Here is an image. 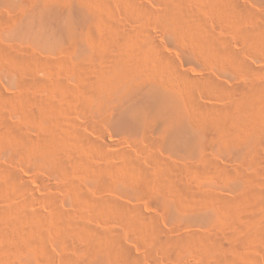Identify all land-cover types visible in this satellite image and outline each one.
Here are the masks:
<instances>
[{
    "label": "rangeland",
    "instance_id": "1",
    "mask_svg": "<svg viewBox=\"0 0 264 264\" xmlns=\"http://www.w3.org/2000/svg\"><path fill=\"white\" fill-rule=\"evenodd\" d=\"M108 1L109 4H107ZM128 2L132 7H130V4H128ZM132 2L134 3L132 4ZM167 2L168 0H0V253L2 254L0 255V264H87L85 258L86 248H84L86 246V239L88 237H98L101 232H104L101 233V235L107 237V239L109 240L108 241L106 239L107 243L109 242L112 244V241H114V243L118 241L119 245L121 243V247L123 246L122 248L126 247L128 249L134 259V262L131 264H217L221 258L224 259V256H226V259L231 260L238 255H242L240 256V260L238 259L237 261V263L239 264H247L248 262V264H264V112H262V110L264 111V109L261 110L262 106L259 105V101L255 100V103L251 102L253 104H251L252 113L251 110L249 111L248 109L246 113L242 114L243 116L238 115L239 118L236 114H232L236 118H231L233 119V124L230 119L231 123L229 122V129L231 131L232 128V131L229 134L230 137L226 136L229 138H225L224 141L227 143V145L230 143V145H228L229 147L227 145L224 146V142L223 144L222 142H217L213 139L212 141L210 140L206 143L204 149H202L200 139L197 140V136L200 135L202 131L201 129L189 126L186 112V107L188 106L189 102L190 104L193 103V106H196L194 100L199 101V104L197 103V106L199 105L203 107L205 104V109L209 108V110L210 108L213 109L219 107L218 105L222 106V104L219 103L228 105L229 92H231L237 84H250V80L255 77L254 71H251H256V68L258 69L260 67H263V72H260L259 76L261 75L264 77V54L262 55V53H264V42L263 46L261 45V48L259 47L258 49V47H256L255 45L251 46V44H253L252 42H250V45H248L249 43L247 44V42L245 43L246 40L244 39V36H242V32H244L246 29L254 28L257 31L258 29L260 31L264 30V0H184V11L189 12H186V18H189L187 19L190 24V29L185 32H180L178 28H176V26L174 27L170 22L162 19V12L165 9V6L168 4ZM92 4L96 5L94 6ZM135 4L139 6L141 5V7L143 6L144 12L142 11V13L144 14H142V17L141 14H136L135 12H133V5ZM90 5L92 8L95 7V10L93 9L95 11V15L98 14V18L92 15L91 17H89L92 21L93 27L95 28V30H97L95 31L93 28L94 37L92 36V38L88 41V43L91 44H88V55H85V53L77 51L68 41L67 33L70 29V22H72L73 24L75 23V25H77V29L79 30L78 25L83 18L82 12L87 9L86 6L89 7ZM107 5H109V7ZM96 6L98 8H96ZM238 7L239 9H241L240 7H242V9L244 10L246 9V11H248L247 16L245 13H241L240 15V12L238 10L235 11V8L238 9ZM103 9L104 11L106 10L105 13H103ZM237 11L239 15L237 14ZM196 12H198V14ZM135 14L136 16H134ZM242 15L243 17H241ZM229 19L233 21H230ZM235 21L236 24L234 23ZM229 22H231L232 24H227ZM22 24L28 25L32 33H36L39 28H42L50 38V43L41 45L16 37L13 30L17 29ZM167 24L170 27L167 26ZM108 25H111L109 27H112L115 30L117 29L121 30L122 32L124 31L128 37H131V39H133V41L131 40V43L134 44L132 46L133 48L135 47L137 49V47H140L139 50L132 55L134 56L132 58L134 62H137L139 61V59H141L140 57L142 55L140 53L142 52H144L143 55L148 56H146L147 59H144L146 61L144 62L145 65L142 64V66L137 67V64H135L134 62L130 63L131 65L135 64L133 68L136 67L135 69L139 72V75L141 74L142 76L140 75L138 77L137 73L135 75L132 70L131 73V71H128L129 69H127V66H125L127 70H124L125 68L123 66L126 65V63H124L126 60V57L124 55L125 51H123L124 49L119 43L113 41L112 34L114 29H112V32L110 34L111 29L107 31ZM139 25L141 29L139 28ZM259 25L261 26L262 30L260 27L257 28ZM252 26L254 27L251 28ZM255 26L257 27L255 28ZM243 28H245V30H243ZM94 32L96 33V35H98V37ZM146 34L149 35L151 40H153L152 44L146 43L144 45V43H142L143 40H145L144 38ZM199 36L201 38L204 37L203 39L214 37L219 44L222 42L220 47H223L225 49V52L229 50V54L228 52H226V57H221L225 60L221 59L219 57L220 55H218L217 53H212L213 51L206 52V47L200 41V39H198L200 38ZM262 41L263 39L261 40V42ZM121 52L124 53L123 56H121ZM233 52L237 53L241 57L240 61H234V59L232 58ZM16 55H21L23 57H26L27 61L29 60L27 62L28 64L25 67L26 69L18 68L14 57ZM117 56H119L120 60H118L119 58H117ZM136 56L138 57V59L136 58ZM169 56L173 57L177 61L179 60V62L182 63L183 67L181 71L174 70V73H170L168 74V76H166V78L172 76V80H174V78L176 79L173 81L172 86H169L168 84H165L163 86H168L164 88V90L171 99L172 111L178 116L182 117L183 120H185L184 127L185 132L187 133H184V139H182V141L179 143H176V139L166 136L164 137L162 135L160 131L159 121H152L153 123H151V125H149L150 123L145 124V117L149 112H151V108L149 103L150 85L148 81L143 78V76L147 75L146 73L148 72V75L150 76L155 69L160 68L159 65H161V67H170L167 66L168 64L164 65L166 64L164 59ZM116 58L117 60H115ZM156 59L158 60L156 61ZM229 59H231V61ZM226 60L227 62H225ZM115 62H118L116 63L117 65H115ZM225 63H228L229 65H225ZM110 64L112 65V67ZM141 67H143L144 69ZM127 71L131 74H127ZM105 72H108L107 76L111 77V85L113 87V91L110 94H113V96L110 94L107 97L105 96L107 94L103 95L104 98L101 96H94L93 98L95 100L89 98V100L92 99L91 103L89 100H87L89 96L86 97V95V99L85 97L83 99L82 97L84 96V93L81 89L89 83L96 84L99 83V81L101 83L102 79H104L107 74ZM132 74H134V77L132 76ZM207 74L209 75V77H205L208 76ZM126 75H128L130 78L128 79V76ZM194 76L196 80L198 78L201 81V84L203 83L201 85L200 81L198 82L197 80V82L201 86H199L198 83L191 85L186 84V81H188L189 78L191 79L192 77L194 80ZM184 78L187 80H185ZM205 78H207V80L204 81ZM210 79H213L216 85L213 83V80L211 82ZM238 79H240L241 81ZM176 81H181L183 85L181 82L177 83ZM207 81H210V84ZM216 81H218L219 85H223V90H221L224 92L223 95L221 94V91V93L219 92L218 95L216 94L218 93L216 90H218L219 87L222 89L221 85L219 86ZM37 82H39V84ZM114 83H117L118 85L116 84L115 86ZM121 83L123 84L121 85ZM211 83H213V85ZM57 85H59V88L57 87ZM210 85L211 87L215 86L212 87V89H214L216 93L212 89L208 90V88H211ZM189 86L192 87L189 88ZM77 87L81 91H78ZM173 87L176 89L174 90ZM224 89L226 91H224ZM206 91L209 92L208 95ZM114 92L116 95L114 94ZM210 92H213L215 95H212V93L210 95ZM80 95H82V97ZM188 98L190 99L188 100ZM226 100L228 103L226 102ZM84 102L85 104H88V106H86ZM49 104H51L52 106H49ZM256 104H258L260 108ZM84 105L86 106V108ZM48 106L49 108H46L45 110V107ZM61 106L63 108H61ZM51 108H53V113L51 112L52 114L49 113V115H53V118H51L52 122L50 121V125L52 126L53 124V130L55 127V129L58 128L55 131H58L57 133L59 134L65 132L66 130V132H69L71 134V136L69 134L71 138L68 136V141L69 143H71V149H69V151H71L69 155L65 156V158L63 157V161L67 158L66 161H62L64 165L61 164V162L56 171H52L50 164H48L47 162H42L43 160H40L35 156L24 154V150L20 146L24 143V141H26V139L31 140L33 138L31 141L36 143L39 141L42 142L44 140L43 137L45 138V136H47L49 128L48 125H46V123L44 122V117H42L43 115L41 114H46L47 111L49 112L51 110ZM257 108H259V111ZM247 112L249 113V115L247 114ZM211 116L212 115L209 113L208 117L210 121ZM241 117H243L244 119ZM259 122L260 124H258ZM51 126H49L50 129ZM64 126L65 128H63ZM100 126L101 128H99ZM143 130L144 133L146 132V136L143 134ZM147 131H150L151 133L148 132V135ZM233 133H236V137L240 134L237 138L241 139L234 138ZM147 137H149L150 140ZM155 138L156 142H158L159 144L156 142V144L154 143ZM230 138L234 143H232ZM71 139L74 140L72 141ZM101 139H103V141L105 142L101 143ZM239 140L241 142H239ZM253 140L263 145L262 146L260 144L259 149H261V153H257V159L255 158V155H252L250 157L247 155V150L254 142ZM149 141H152L154 144ZM189 141L190 143L188 144ZM92 142H94L93 144L95 145H93ZM97 142L101 144H98ZM17 147L18 149L21 148L23 152L17 150ZM222 149L225 151H223ZM16 150L18 152H16ZM8 152L10 155L8 154ZM185 153H187L189 156ZM15 154H17L18 157ZM151 154L154 157L157 156L158 158L154 159L153 157L152 160ZM253 156V159L255 161L252 159ZM82 158L83 160H81ZM168 158L171 159V161ZM245 158L248 160H246ZM250 159L253 161H251ZM206 162H208L209 164H207ZM124 163H126V166ZM167 163H169L170 165ZM215 163L218 167H220V171H218V167L214 165ZM194 164L197 167H195ZM156 165H161V167L165 168L164 170H168V176H170L168 180L162 185L160 183H156L155 185L158 184V186H153V188L155 187L156 191L152 189L153 192L150 193V197H144L139 194L140 192L138 191L137 187H135V181L137 182L138 177H140L137 176L139 175V173L137 172L139 171V169H142L145 172L149 171V174L151 175V173H153L152 170L157 167ZM144 166L147 170L144 169ZM198 167L201 169L203 168V171H201L203 173L198 172ZM224 167H226L225 170L223 169ZM213 168H215L216 170ZM97 169H99V171ZM226 169L228 170L227 172ZM229 169H232V172H230ZM117 170L119 172H117ZM122 170H125V172H122ZM134 170L137 172H135ZM213 170L215 172H213ZM216 171H218V175ZM99 172L100 174H98ZM126 173H128V175ZM129 173H132V175H130ZM146 174L147 173H145V175ZM149 174H147V176ZM99 178H104L108 181L104 184L103 181L100 182L101 179ZM245 181L247 183H245ZM102 182L104 185L102 184ZM247 184L251 186H248ZM252 186L254 188L253 190L256 191L258 195L261 194L260 197L262 201L260 199V204H253L255 205L254 207H252V205H249L248 207L245 206V208L244 206H239L242 197H244L243 195H245L246 192L244 190H247V188L251 189ZM181 187L183 189H180ZM184 187L187 192H185ZM179 190H182L181 193ZM154 191L157 194H160L162 196L164 195L163 197H165L167 200L171 199L168 202L166 210L161 209V207L156 204L154 197H156L157 194H155ZM73 192L75 193V196ZM80 192L82 193V195L85 194L83 195V201H79L78 198H76L77 193ZM189 194L191 195L188 196ZM217 194L218 198H215ZM210 195H212V197ZM198 196H202V198H199ZM174 197H177L176 200ZM188 197H190V200H188ZM221 197H224L225 199H222ZM228 197L229 201L232 200V202H235L233 198L236 197L235 200L237 203L236 206L238 205V210L236 214L237 216L235 217L238 218L235 220L230 219L229 221H227V217L224 216L221 218V220H216V215H218L219 208L217 202L215 203V199L221 198V201L225 202L227 201ZM100 198H102L103 200H100ZM98 199L102 201L100 203H103L104 205L106 204V201L111 204L110 206H108L109 209H111L113 203L119 204V207L121 208L122 205L120 204L125 205L126 208L124 206L123 209L125 208L127 210L128 208V210H130V212L127 211L126 214L133 213V211L131 210H137L139 207L138 211H142L143 213H141L145 214V219L152 216L150 218L157 219L156 223L159 222L157 225H159L158 228H160V231L158 232V234H160L158 235L156 233V237L159 236L162 238H168L169 236L171 240H178L179 237H186L185 235L187 234L190 236L194 234V236H191L192 238H196L200 233H203L207 236L208 234H212L210 238L213 237L214 234L215 238L219 236L216 239H220L219 243H222V246L220 247V245L217 244L220 247L219 249L217 248V245L215 246V248L209 249L207 246H204L200 243L198 244V242L194 240V242L191 241L189 243L183 242L182 245L185 246H182L179 242H177L178 245L174 244V247L168 246L164 248L162 246H156L157 250L154 249L155 253L153 251L152 253L149 249V244H151L153 242V239L156 237L151 233L152 231H149L150 227L141 226V228L139 225L134 223L135 221H132V217H130L134 214H127L126 216L122 212L112 210L113 208L108 211H106V209V212L103 210L95 209V207L97 206L96 200L99 201ZM182 199L183 201H181ZM202 199L205 202L202 201ZM210 199L213 200L211 201ZM189 201L192 207H189ZM196 201L199 206L201 204L200 209ZM178 202L181 204H179ZM193 202L195 203L192 204ZM203 202L205 204H203ZM100 203L97 202V204ZM184 203L188 205H185ZM17 204L19 205L17 206ZM181 205L184 208L186 207L185 210L181 207ZM133 206L136 207L134 208ZM206 206L209 207L207 208ZM250 206L251 209L249 208ZM257 206L258 208H255ZM191 208L193 209V211ZM252 208L254 210H252ZM250 210L252 211V213L254 211V216L257 221L254 219V217L252 218L251 215H248L251 214ZM185 213L187 214L185 215ZM32 215L35 218V227L32 223L34 222ZM119 215H121L122 218L121 216L119 217ZM128 215L130 219H126ZM123 216L126 221L124 220ZM250 217L253 221L249 219ZM12 218L14 219L13 221ZM38 218H40V220ZM121 219L123 220L122 222H120ZM147 219L145 221H147ZM9 221H11L12 223ZM255 221L256 224L259 222L262 223L258 226L260 229L256 227ZM59 222L61 223V225ZM64 222H66L67 225ZM65 225L69 228H66ZM73 227L75 228L74 231H80L85 228L86 230L84 229L83 232L85 231L84 235L86 237L76 235L73 232ZM252 227L254 228L252 229ZM70 228L73 229L71 230ZM39 229H41V232L39 231ZM35 231H38L39 234L36 235L34 233ZM207 231L209 232L206 233ZM212 231H215V233H213ZM247 232H249L250 234ZM8 233L12 234V236L9 237ZM117 233H120V236ZM197 233L199 234L197 235ZM14 234H16L17 237L15 235L16 239L13 240L12 238L14 237ZM95 234L98 236H94ZM183 234L185 235L183 236ZM246 234L248 235L246 236ZM116 235L119 237H115ZM243 235L245 236L244 239ZM151 236H153L154 238L151 239ZM17 238L24 239L25 241L18 240ZM110 238L112 239V241ZM239 238H241V240ZM71 239L72 241L70 242ZM47 240L49 243L47 242ZM33 243L34 245L37 243L39 244H37V246H34ZM146 246L148 248H146ZM171 246H173V244ZM201 246L205 247L206 250ZM80 247H82L83 249ZM246 249L251 250L248 251ZM150 254L152 256H149ZM70 255H72V257ZM246 256H248V258ZM2 257H4V259ZM254 261H256V263ZM95 264L125 263L121 260H113L112 262H109L104 258H101L97 259Z\"/></svg>",
    "mask_w": 264,
    "mask_h": 264
},
{
    "label": "bare ground",
    "instance_id": "2",
    "mask_svg": "<svg viewBox=\"0 0 264 264\" xmlns=\"http://www.w3.org/2000/svg\"><path fill=\"white\" fill-rule=\"evenodd\" d=\"M113 1V0H112ZM133 1V0H132ZM136 1V0H135ZM23 2V1H22ZM93 2V1H92ZM101 2V1H100ZM123 2V1H122ZM131 2V1H130ZM166 2V1H165ZM186 2V1H185ZM218 2V1H217ZM25 3V2H24ZM40 3V2H39ZM44 3V2H43ZM134 2H132V4H133ZM137 3H139V2H137ZM136 3V4H137ZM168 4L165 6V9L163 10V15L162 14H160V15H162V19H164L165 21H167V22H170L174 27L176 26V28H178V30L180 31V32H185V31H188V29H190V24H189V22H188V19L186 18V12H188V11H184V8H185V4H184V0H168V2H167ZM47 4V3H46ZM89 4H90V2H89ZM104 4V3H103ZM107 4H109V1L107 2ZM115 4V3H114ZM126 4H127V2H126ZM128 4H130L129 2H128ZM133 5L134 7H133V12H135L136 14H141V17H142V14H144V13H142V11L144 12V9H143V6L141 7V5L139 6V5ZM233 4V3H232ZM24 5V4H23ZM66 5H67V3H66ZM88 5V4H87ZM92 5H94V4H92ZM96 5V4H95ZM94 5V6H95ZM100 5V4H99ZM164 5V4H163ZM188 5V4H187ZM236 5V4H235ZM25 6V5H24ZM26 6H28V5H26ZM84 6V5H83ZM101 6V5H100ZM99 6V7H100ZM108 7H109V5H107ZM111 6V5H110ZM112 6H114V5H112ZM116 6V5H115ZM145 6V5H144ZM231 6V5H230ZM237 6V5H236ZM130 7H132L131 6V4H130ZM87 8V9H86ZM86 10H84V11H86V12H82V15H83V18L81 19V21L79 22V30L77 29V25H75V23L73 24L72 22H70V24H69V32L67 33V39H68V41L73 45V47L77 50V51H80V52H83V53H85V55H88V44H91V43H88V41L92 38V36L94 37V35H93V24H92V21L90 20V18L89 17H91V15L92 16H96L97 17V15H95V7H91V5L88 7V6H86ZM96 8H98L97 6H96ZM198 8V7H197ZM207 8V7H206ZM237 8V7H236ZM235 8V11L236 10H238L240 13V15H241V13H245L246 14V16H247V14H248V11H246V9L244 10V9H242V7H240L241 9H239V7H238V9H236ZM94 9V10H93ZM101 9V8H100ZM159 9V8H158ZM234 9V8H233ZM107 10H108V8H107ZM113 10V9H112ZM199 10H200V8H199ZM96 11H97V9H96ZM103 11H104V9H103ZM106 11V10H105ZM105 11L103 12V13H105ZM110 11V10H109ZM150 11H151V9H150ZM234 11V10H233ZM238 11H237V14H238ZM101 12V11H100ZM231 12V11H230ZM111 13V12H110ZM189 13V12H188ZM197 14H198V12H196ZM106 14H107V12H106ZM128 14V13H127ZM136 14L134 15V16H136ZM195 14V13H194ZM200 14V13H199ZM203 14V13H202ZM238 14V15H239ZM155 15V14H154ZM205 15V14H204ZM231 15V14H230ZM19 16V15H18ZM102 16V15H101ZM245 16V15H244ZM245 16V17H246ZM100 17V16H99ZM159 17H161V16H159ZM197 17V16H196ZM241 17H243V15L241 16ZM98 18V17H97ZM110 18V17H109ZM1 19V18H0ZM4 19H6V18H4ZM19 19V18H18ZM231 19V18H230ZM229 19V20H230ZM235 19V18H234ZM98 20V19H97ZM97 20H95V21H97ZM102 20V19H101ZM106 20H107V18H106ZM227 20V19H226ZM99 21V20H98ZM201 21V20H200ZM230 21H233V20H230ZM243 21V20H242ZM241 21V22H242ZM6 22V21H5ZM100 22V21H99ZM107 22V21H106ZM167 22H165V23H167ZM202 22V21H201ZM97 23V22H96ZM191 23V22H190ZM194 23H195V21H194ZM231 22H229V23H227V24H230ZM235 24H236V21L234 22ZM103 24V23H102ZM169 24V23H168ZM167 24V26H169ZM226 24V25H227ZM232 24V23H231ZM256 24V23H255ZM141 25V24H140ZM140 25H139V28H140ZM95 26V25H94ZM109 26H111V25H108V27H107V31H109V29H111L110 30V34H111V32H112V29H114V28H110ZM115 26V25H114ZM195 26V25H194ZM197 26V25H196ZM228 26V25H227ZM230 26H232V25H230ZM249 26H251V25H249ZM9 27V26H8ZM103 27V26H102ZM136 27V26H135ZM138 27V26H137ZM143 27V26H142ZM170 27V26H169ZM174 27H172V28H174ZM207 27V26H206ZM240 27V26H239ZM254 26H252L251 28H253ZM257 26H255V28H256ZM261 28V26L259 25L257 28ZM171 28V29H172ZM192 28V27H191ZM196 28V27H195ZM228 28V27H227ZM247 28H249V27H247ZM10 29V28H9ZM120 29V28H119ZM141 29V28H140ZM236 29V28H235ZM264 29V28H263ZM94 30H95V28H94ZM97 30V29H96ZM95 30V31H96ZM147 30V29H146ZM149 30V29H148ZM175 30H177V29H175ZM203 30V29H202ZM242 30V29H241ZM240 30V31H241ZM243 30H245V28H243ZM261 30H262V28H261ZM14 31V35H16V37H19V38H22V39H25V40H28V41H31V42H33V43H37V44H47V43H50V38L48 37V35L45 33V31L42 29V28H39V30L36 32V33H32L31 32V30H30V27L28 26V25H26V24H22V25H20L17 29H14L13 30ZM136 31H137V28H136ZM141 31V30H140ZM193 31V30H192ZM195 31V30H194ZM234 31V30H233ZM239 31V30H238ZM124 32V31H123ZM121 30H115L114 29V31H113V34H112V36H113V41H115V42H117V43H119L122 47H123V51H125V54L123 53V52H121L122 53V55L121 56H123V54L125 55V57H126V60H125V62L124 63H126V65H124L123 67L125 68H123L124 70H127V69H129L128 71H133V73L136 75V73H137V75H138V77L141 75H139V72L135 69L136 67H134L133 68V66L135 65V64H137L136 66L137 67H139V66H142V64H144V62H146L144 59L146 58L147 59V57L145 56V55H143V53L144 52H142V53H140L142 56L140 57L141 59H139V61H135L134 62V60L132 59L134 56H132L134 53H136L138 50H139V48L137 47V49L134 47H132L134 44H132L131 42L133 41V39H131V37H128L126 34H125V32L123 33ZM138 32H139V30H138ZM143 32V31H142ZM199 32V31H198ZM95 33V32H94ZM109 33V32H108ZM187 33V32H186ZM194 33V32H193ZM203 33V32H202ZM213 33V32H212ZM217 33V32H216ZM238 33H240V32H238ZM243 33V34H242ZM241 34H242V36H244V39L246 40L245 41V43L247 42V44L248 45H250V42H252L253 44H251V46L252 45H255L256 47H258V49H259V47L262 45L263 46V42H264V30H262V31H260L259 29H258V31L257 30H255L254 28L253 29H246L244 32H242ZM109 34V35H110ZM178 34V33H177ZM240 34V35H241ZM95 35H96V33H95ZM132 35V34H131ZM140 35V34H139ZM180 35V34H179ZM185 35V34H184ZM97 37H98V35H96ZM194 36V35H193ZM220 36V35H219ZM223 36V35H222ZM104 37V36H103ZM196 37V36H195ZM200 37V36H199ZM209 37V36H208ZM217 37V36H216ZM192 38V37H191ZM204 37H200V38H198V39H200V41L204 44V46L206 47L205 49H206V52H212V53H217L218 55H220L219 57L221 58V57H226V55H227V53L226 52H228V54H229V50L228 51H226L225 52V49L222 47H220L221 46V43L219 44L218 43V41L214 38H209V39H203ZM108 39V38H107ZM145 40H143V42L142 43H144V45L146 44V43H150V44H152V42H153V40H151V38L149 37V35H145V38H144ZM194 39V38H193ZM243 39V40H244ZM263 39V41L261 42V40ZM110 40H112V39H110ZM132 40V41H131ZM182 40H184V39H182ZM228 40V39H227ZM196 41V40H195ZM107 42V41H106ZM140 42V41H139ZM110 43H112V42H110ZM138 44V43H137ZM197 44H198V42H197ZM116 45V44H115ZM154 45V44H153ZM200 45V44H199ZM92 46V45H91ZM147 47V46H146ZM145 48V47H144ZM228 48V47H227ZM261 48V47H260ZM263 48H264V46H263ZM3 49V48H2ZM147 49V48H146ZM71 50V49H70ZM262 50V49H261ZM1 51V50H0ZM72 51H73V48H72ZM93 51H95V50H93ZM141 51V50H140ZM6 52V51H5ZM66 52H67V48H66ZM262 52V51H261ZM264 52V51H263ZM20 53V52H19ZM120 53V54H121ZM162 53V52H161ZM14 54V53H13ZM146 54V53H145ZM203 54V53H202ZM207 54V53H206ZM210 54V53H209ZM264 53H262V55H263ZM137 55H138V53H137ZM213 55V54H212ZM11 56H12V54H11ZM104 56V55H103ZM120 56V55H119ZM119 56H117V58H119ZM162 56H164V55H162ZM167 56V55H166ZM7 57V56H6ZM10 57V56H9ZM15 57V61H16V64H17V66H18V68H25L26 67V65L28 64L27 62L29 61H27L26 60V57H23V56H21V55H16V56H14ZM115 57V56H114ZM157 57V56H156ZM160 57V56H159ZM217 57V56H216ZM12 58V57H11ZM106 58V57H105ZM117 58L115 59V60H117ZM136 58L138 59V57L136 56ZM165 58V57H164ZM233 59H234V61L236 60V61H240L241 60V57L237 54V53H235V52H233V57H232ZM123 59H124V57H123ZM155 59V58H154ZM221 59H223V60H225L224 58H221ZM12 60V59H11ZM93 60V59H92ZM118 60H120V58L118 59ZM149 60H151V59H149ZM158 59H156V61H157ZM160 60V59H159ZM222 60V61H223ZM227 60H228V57H227ZM227 60L225 61V62H227ZM230 61H231V59H229ZM34 61V60H33ZM37 61V60H36ZM68 61H70V60H68ZM164 61L166 62V64H164V65H167V66H170V67H164V66H162L161 67V65H159V67L160 68H157V69H155L154 70V72L149 76L148 75V73H146L147 75H145V76H143V78L145 79V80H147L148 81V83H149V85H150V89H149V103H150V108H151V112H149L147 115H146V117H145V121H146V123L145 124H147V123H150L149 125H151V123H153L152 121H159V123H160V131H161V133H162V135L165 137H171V138H173V139H176V143L178 142H181L182 141V139H184V133H187V132H185V127H184V121L185 120H183V118L182 117H180V116H178L177 114H175L173 111H172V109H171V99L169 98V96L166 94V92H165V90H164V88H166V87H168V86H166V87H163L165 84H168L169 86L171 85L172 86V83H173V81L174 80H176L175 78H174V80H172L171 79V77H167L166 78V76H168V74H170V73H174V70H182L183 69V67H182V63H180L179 62V60L177 61V60H175L173 57H166L165 59H164ZM230 61H228V62H230ZM67 62V61H66ZM121 62H122V60H121ZM135 63V64H133V65H131L130 63ZM116 63H118V62H115V65H117ZM140 63V64H139ZM160 63V62H159ZM232 63V62H231ZM231 63H230V65H231ZM104 64V63H103ZM121 64V63H120ZM147 64V63H146ZM162 64V63H161ZM226 64H228V63H225V65ZM111 65V64H110ZM114 65V64H113ZM119 65V64H118ZM145 65V64H144ZM158 65V64H157ZM229 65V64H228ZM227 65V66H228ZM16 66V65H15ZM125 66H127L128 68L126 69V67ZM154 66H155V62H154ZM111 67H112V65H111ZM117 67V66H116ZM249 67V66H248ZM28 68V67H27ZM141 68H143V67H141ZM154 68V67H153ZM26 69V68H25ZM76 69H78V68H76ZM107 69V68H106ZM113 69V68H112ZM115 69V68H114ZM144 69V68H143ZM145 69H146V67H145ZM152 69V68H151ZM252 69H254V68H252ZM263 67H260V68H256V71L255 70H252L251 72H253L254 71V76L255 77H253V79L252 80H250L249 82H250V84L248 83V85H243L242 83L241 84H237L236 86L235 85H233V86H235V88L231 91V92H229V103L227 102V100H226V102L228 103V105L227 104H223V103H219V104H222V106H220V105H218L219 107H217V108H210V110H209V108L207 109H205V104H204V106L202 107V106H197V103L199 102V101H197V100H194V102L196 103V106L194 105H192V104H190V102L188 103V106L186 107V112H187V118H188V121H189V126L190 127H193V128H198V129H201V134L200 135H198L197 136V140L198 139H200V142H201V144H202V149H204V147L206 146V143L208 142V141H212L213 139L214 140H216L217 142H224L225 141V138H229L230 137V133H231V131H232V128H231V131H230V129H229V122L231 123V121L234 119V117L235 116H233L232 114H236L237 116L238 115H242V114H244V113H246V111L249 109V111L251 110V113H252V108H251V106L253 105L252 103L256 100V101H259V105H261L262 107H261V110L262 109H264V77L263 76H261V77H263V78H261L260 76H259V74H260V72H263ZM23 70V69H22ZM103 70V69H102ZM249 70V69H248ZM251 70V69H250ZM262 70V71H261ZM115 71V70H114ZM127 71V74L129 73ZM132 71H131V73H132ZM136 71V72H135ZM141 71V70H140ZM101 72V71H100ZM125 72V71H124ZM145 72V71H144ZM105 73H107L106 74V76L108 75V72H105ZM123 73V72H122ZM131 73H129V74H131ZM99 74V73H98ZM134 74H132V76L134 77ZM235 74V73H234ZM247 74V73H246ZM251 74V73H250ZM262 74V73H261ZM109 75H111V74H109ZM119 75V74H118ZM208 75V74H207ZM105 76V75H104ZM104 77V79H102L103 78V76H102V81H101V83H100V81H99V83H96V84H93V83H89V84H87V85H85V87H81L82 89V92L84 93V96L82 97V95H80L83 99H84V97L86 96V97H88V99L87 100H89V98H92V99H94L93 97L94 96H101V97H103V95H105V94H107V95H105L106 97L110 94V93H112V91H113V87H112V85H111V77L109 76H107V77ZM114 76V75H113ZM122 76V75H121ZM126 76H128V75H126ZM142 76V75H141ZM176 76V75H175ZM248 76V75H247ZM252 76V75H251ZM99 77V76H98ZM124 77H125V75H124ZM205 77H209V75L208 76H205ZM240 77V76H239ZM122 78H123V76H122ZM121 78V79H122ZM127 78V77H126ZM130 77L128 76V79H129ZM188 78V77H187ZM211 78V77H210ZM252 78V77H251ZM100 79V78H99ZM112 79H113V77H112ZM117 79V78H116ZM124 79V78H123ZM128 79H126V80H128ZM137 79V78H136ZM142 79V78H141ZM185 79V78H184ZM190 79V78H189ZM189 79H188V81H186V84L187 85H191V84H195V83H198L200 80L197 78V80H198V82H197V80L195 79V76H194V80H193V78L191 77V79H190V81H189ZM20 80V79H19ZM114 80H115V77H114ZM118 80V79H117ZM185 80H187V79H185ZM202 80V79H201ZM205 80H207V78H205L204 79V81ZM208 80H209V78H208ZM212 80L213 79H210V81L212 82ZM238 80H240V79H238ZM237 80V81H238ZM24 81V80H23ZM22 81V82H23ZM55 81V80H54ZM143 81V80H142ZM203 81V82H204ZM210 81L208 82L209 84H210ZM241 81V80H240ZM40 82V81H39ZM39 82H37L38 84H39ZM97 82V81H96ZM119 82V81H118ZM124 82V81H123ZM138 82H140V81H138ZM177 82V81H176ZM181 82V81H180ZM180 82H177V83H180ZM183 82H184V80H183ZM220 82V81H219ZM243 82V81H242ZM33 83V82H32ZM94 83H95V80H94ZM120 83V82H119ZM136 83V82H135ZM147 83V84H148ZM176 83V84H177ZM182 83V82H181ZM206 83V82H205ZM207 83V84H208ZM213 83H214V80H213ZM213 83H211L212 85H213ZM216 83H218V81H216ZM221 83V82H220ZM223 83V82H222ZM240 83V82H239ZM24 84V83H23ZM55 84V83H54ZM86 84V83H85ZM115 84V83H114ZM117 84V83H116ZM116 84H115V86H116ZM123 83H121V85H122ZM125 84V83H124ZM199 84V83H198ZM198 84H197V86H198ZM200 84H201V81H200ZM199 84V86H201ZM215 84V83H214ZM118 85V84H117ZM134 85V84H133ZM135 85H137V84H135ZM139 85V84H138ZM182 85H183V83H182ZM187 85H186V87H187ZM216 85V84H215ZM218 85H219V83H218ZM218 85H217V87H218ZM221 85V87L223 86L222 84H220ZM219 85V86H220ZM52 86H53V84H52ZM56 86V85H55ZM59 85H57V87H58ZM114 86V85H113ZM126 86V85H125ZM174 86V85H173ZM178 86H179V84H178ZM177 86V87H178ZM225 86V85H224ZM232 86V87H233ZM122 87V86H121ZM176 87V86H175ZM181 87V86H180ZM190 87H192V86H189V88ZM194 87H196V86H194ZM204 87V86H203ZM205 87H206V84H205ZM210 87H211V85H210ZM212 87H215V86H212ZM212 87L211 88H208V90L209 89H212ZM226 87V86H225ZM53 88V87H52ZM59 88V87H58ZM138 88V87H137ZM171 88V87H170ZM174 88V87H173ZM198 88V87H197ZM77 89H78V87H77ZM176 88H174V90H175ZM231 89V88H230ZM80 89H78V91H79ZM80 90V91H81ZM134 90V89H133ZM173 90V89H172ZM192 90V89H191ZM212 90H214V89H212ZM221 90H223V87H222V89L219 87L218 88V90H216L218 93H216L215 92V90H214V92L218 95L219 94V92L221 91ZM74 91V90H73ZM120 91V90H119ZM141 91V90H140ZM224 91H226L225 89H224ZM45 92V91H44ZM125 92H127V91H125ZM222 92V93H221ZM220 93L223 95L224 94V92L223 91H221ZM227 92H228V90H227ZM47 93V92H46ZM78 93V92H77ZM81 93V92H80ZM82 93V94H83ZM206 93H207V95L209 94V92H207L206 91ZM211 93H212V95L214 94L213 92H210V95H211ZM114 94H115V92H114ZM110 95H112L113 96V94H110ZM116 95V94H115ZM182 95V94H181ZM215 95V94H214ZM216 95V96H217ZM221 95V96H222ZM226 95V94H225ZM228 95V94H227ZM46 96V95H45ZM111 96V97H112ZM123 96V95H122ZM131 96V95H130ZM215 96V97H216ZM86 97H85V99H86ZM184 97H186V96H184ZM191 97V96H190ZM195 97V96H194ZM210 97V96H209ZM226 97H228V96H226ZM47 98H48V95H47ZM96 98V97H95ZM104 98V97H103ZM220 98H222V97H220ZM43 99V98H42ZM92 99H90L89 101H90V103H91V100ZM190 98H188V100H189ZM227 99V98H226ZM45 100V99H44ZM81 100V99H80ZM95 100V99H94ZM100 100H102V99H100ZM192 100V99H191ZM218 100H219V96H218ZM50 101V100H49ZM86 101V100H85ZM116 101V100H115ZM124 101V100H123ZM197 101V102H196ZM225 101V100H224ZM40 102V101H39ZM87 102V101H86ZM93 102V101H92ZM104 102V101H103ZM102 102V103H103ZM108 102V101H107ZM223 102V101H222ZM252 102V103H251ZM51 103V102H50ZM88 103V102H87ZM121 103V102H120ZM202 103V102H201ZM217 103V102H216ZM225 103V102H224ZM255 103V102H254ZM257 103V102H256ZM40 104H41V102H40ZM47 104V103H46ZM54 104V103H53ZM57 104V103H56ZM84 104H85V102H84ZM89 104V103H88ZM88 104H85L86 106H88ZM94 104V103H93ZM106 104V103H105ZM199 104V103H198ZM252 104V105H251ZM39 105V104H38ZM42 105V104H41ZM51 104H49V106H50ZM59 105V104H58ZM84 105V106H85ZM100 105V104H99ZM226 105V106H225ZM256 105H258V104H256ZM259 105H258V107H259ZM49 106L48 107H45V110H46V108H49ZM52 106V105H51ZM64 106V105H63ZM86 106H85V108H86ZM106 106V105H105ZM210 106V105H209ZM53 107H55V106H53ZM215 107V106H214ZM42 108V107H41ZM61 108H63L62 106H61ZM253 108H255V107H253ZM260 108V107H259ZM259 108H257L258 109V111H259ZM88 109V108H87ZM55 110H57V109H55ZM63 110V109H62ZM174 110V109H173ZM210 112H209V111ZM53 108H51V110L48 112L47 111V113L44 115V114H41V115H43L42 117H44V122L46 123V125H48V128H49V130H48V132H47V136H45V138L43 137V141L42 142H33V141H31L30 139L29 140H27L26 139V141H24V143L22 144V145H20L21 146V148L24 150V152L22 151V149L20 148V149H18V147H17V150H19V151H22L24 154H26V155H31V156H35L36 158H38V159H40V160H43L42 162H47L48 164H50V167H51V170L52 171H56L57 170V168H58V166H60L59 164L63 161L62 159H63V157L65 158V156H67V155H69V153H70V151H69V149H71V147H70V144L71 143H69V137L71 136V134L69 133V132H66L65 131V129H64V131L65 132H62L61 134H59V133H57L55 130L56 129H58V128H56L55 129V127H54V130H53V128H52V126H53V124H52V126L50 125V123L52 122L51 120V118H53L52 116L53 115H51L53 112ZM88 111V110H87ZM135 111V110H134ZM256 111V110H255ZM254 111V112H255ZM46 112V111H45ZM52 112V113H51ZM54 112H56V111H54ZM110 112V111H109ZM138 112H139V110H138ZM140 112H142V111H140ZM212 115L211 116V121H210V119H209V113ZM262 112H264L263 110H262ZM49 113H51L50 115H51V117H50V115H49ZM133 113H136V112H133ZM144 113V112H143ZM56 114V113H55ZM247 114L249 115V113L247 112ZM35 115V114H34ZM37 115V114H36ZM58 116V115H57ZM232 116V117H231ZM243 116V115H242ZM253 116V115H252ZM231 118H233V119H231ZM236 118V117H235ZM238 118H239V116H238ZM241 118H243V117H241ZM230 119H231V121H230ZM244 119V118H243ZM257 119V118H256ZM56 120V119H55ZM54 120V121H55ZM60 120V119H59ZM241 120V119H240ZM251 120V119H250ZM253 120H255V119H253ZM259 120V119H258ZM263 120V119H262ZM51 121V122H50ZM53 121V122H54ZM63 121V120H62ZM70 121V120H69ZM43 122V123H44ZM58 122V121H57ZM71 122V121H70ZM250 122V121H249ZM258 122V121H257ZM262 123V122H261ZM38 124V123H37ZM136 124V123H135ZM232 124H233V121H232ZM231 124V125H232ZM258 124H260V122L258 123ZM45 125V124H44ZM45 125V126H46ZM64 125V124H63ZM77 125V124H76ZM262 125V124H261ZM264 125V124H263ZM49 126H51V129H50V127ZM47 127V126H46ZM48 128H46V129H48ZM63 128H65V126L63 127ZM99 128H101V126L99 127ZM62 129V128H61ZM76 129V128H75ZM80 129V128H79ZM96 129V128H95ZM148 129V128H147ZM150 129V128H149ZM51 130V131H50ZM98 130V129H97ZM77 131H79V130H77ZM76 131V132H77ZM81 131V130H80ZM151 131V130H150ZM150 131H147V134H148V132L149 133H151ZM234 131V130H233ZM59 132H60V130H59ZM82 132V131H81ZM153 132V131H152ZM71 133H73V132H71ZM99 133V132H98ZM100 133H101V131H100ZM146 133V132H145ZM144 133V130H143V134L146 136V134ZM189 133V132H188ZM69 134H70V136H69ZM80 134V133H79ZM83 134V133H82ZM81 134V135H82ZM234 134V133H233ZM236 134V133H235ZM235 134L233 135L234 136V138H237L236 136H235ZM44 135V134H43ZM74 135V134H73ZM73 135H72V137H73ZM149 135V134H148ZM147 135V136H148ZM40 136V135H39ZM39 136H38V139H39ZM69 136V137H68ZM86 136V135H85ZM101 136V135H100ZM192 136V135H191ZM226 136H229V137H226ZM81 137V136H80ZM232 137V136H231ZM71 138V137H70ZM147 138H149V137H147ZM191 138V137H190ZM37 139V138H36ZM99 139V138H98ZM153 139V138H152ZM151 139V140H152ZM237 139H241V138H237ZM244 139V138H243ZM72 140V139H71ZM74 140V139H73ZM72 140V141H73ZM82 140V139H81ZM93 140V139H92ZM97 140V139H96ZM149 140H150V138H149ZM154 140V139H153ZM159 140V139H158ZM163 140V139H162ZM230 140L232 141V139L230 138ZM234 140V139H233ZM35 141V140H34ZM95 141V140H94ZM196 141V140H195ZM228 141V140H227ZM231 141H229V142H231ZM254 141V140H253ZM89 142V141H88ZM100 142V141H99ZM105 141H103V139H101V143H104ZM149 142H151V143H153L152 141H149ZM156 142V138H155V141H154V143ZM193 142V141H192ZM214 142V141H213ZM236 142V141H235ZM239 142H241L240 140H239ZM246 142V141H245ZM81 143V142H80ZM84 143V142H83ZM94 142H92V144H93ZM98 143V142H97ZM97 143H96V145H97ZM101 143H98V144H101ZM153 143V144H154ZM156 143H158V142H156ZM155 143V144H156ZM161 143V142H160ZM190 143V141L188 142V144ZM225 143V144H224ZM223 144H224V146L225 145H227V143L226 142H224ZM232 143H234L233 141H232ZM237 143V142H236ZM85 144V143H84ZM106 144V143H105ZM159 144V143H158ZM223 144H222V146H223ZM261 144V143H260ZM260 144L259 143H257L256 141H254L251 145H250V147L248 148V150H247V155L250 157V156H252V155H255V158L257 159V153H261L260 152V150L261 149H259L260 148ZM93 145H95V144H93ZM92 145V146H93ZM180 145H182V144H180ZM193 145V144H192ZM228 145H230V143L228 144ZM227 145V146H228ZM262 145V144H261ZM88 146V145H87ZM184 146V145H183ZM190 146V145H189ZM221 146V145H220ZM223 146V147H224ZM263 146V145H262ZM84 147H85V145H84ZM98 147V146H97ZM103 147H104V145H103ZM102 147V148H103ZM153 147V146H152ZM208 147V146H207ZM229 147V146H228ZM227 147V148H228ZM100 148V147H99ZM188 148V147H187ZM78 149V148H77ZM185 149V148H184ZM224 149H225V147H224ZM235 149V148H234ZM16 150V152H18ZM83 150H85V149H83ZM179 150H181V149H179ZM183 150V149H182ZM189 150V149H188ZM190 150H192V149H190ZM223 150V149H222ZM230 150V149H229ZM69 151V152H68ZM187 151V150H186ZM193 151V150H192ZM223 151H225V150H223ZM228 151V150H227ZM259 151V152H258ZM86 152V151H85ZM150 152V151H149ZM189 152H191V151H189ZM193 152H195V151H193ZM205 152H207V151H205ZM68 153V154H67ZM208 153H210V152H208ZM245 153V152H244ZM8 154H9V152H8ZM13 154V153H12ZM11 154V155H12ZM22 154V153H21ZM160 154V153H159ZM185 154H187V153H185ZM205 154V153H204ZM10 155V154H9ZM15 155H17V154H15ZM152 155V154H151ZM158 155V154H157ZM188 155V154H187ZM193 155V154H192ZM195 155V154H194ZM203 155V154H202ZM247 155H246V158H247ZM125 156V155H124ZM189 156V155H188ZM8 157V156H7ZM13 157V156H12ZM17 157H18V155H17ZM153 155H152V160H153ZM161 157V156H160ZM205 157V156H204ZM263 157V156H262ZM157 159L158 157L156 156V157H154V159ZM245 158V159H246ZM254 158V156L252 157V159ZM15 159V158H14ZM67 159V158H66ZM66 159L64 160V161H66ZM85 159V158H84ZM128 159V158H127ZM169 159V158H168ZM214 159V158H213ZM212 159V160H213ZM262 159V158H261ZM32 160V159H31ZM81 160H83V158L81 159ZM159 160V159H158ZM170 161H171V159H169ZM246 160H248V159H246ZM251 160V159H250ZM254 160V159H253ZM253 160H251V161H253ZM63 161V162H64ZM68 161V160H67ZM163 161H164V159H163ZM214 161V160H213ZM255 161V160H254ZM25 162H27V161H25ZM31 162V161H30ZM63 162L61 163V164H63ZM152 162H155V161H152ZM159 162V161H158ZM210 162V161H209ZM244 162V161H243ZM249 162V161H248ZM69 163V162H68ZM67 163V164H68ZM130 163V162H129ZM128 163V164H129ZM141 163V162H140ZM160 163V162H159ZM164 163V162H163ZM162 163V164H163ZM166 163V162H165ZM170 163V162H169ZM169 163H167V164H169ZM199 163V162H198ZM205 163V162H204ZM207 164H209L208 162H206ZM246 163V162H245ZM253 163V162H252ZM28 164V163H27ZM26 164V165H27ZM88 164V163H87ZM122 164V163H121ZM125 164V166H126V163H124ZM124 164H123V166H124ZM150 164V163H149ZM156 164H157V162H156ZM161 164V165H162ZM171 164V163H170ZM169 164V165H170ZM174 164V163H173ZM211 164H212V161H211ZM258 164V163H257ZM64 165V164H63ZM72 165V164H71ZM142 165H144V164H142ZM142 165H140V166H142ZM155 165V164H154ZM161 165L159 166H157L156 168H154L152 171H153V173H151V175L149 174L150 172L149 171H147V172H145L144 170H140L139 169V171L137 172V171H135V172H137V173H139V175H137V176H140V177H138V179H137V182L135 181V184H136V186L135 187H137V189H138V191L140 192L139 194H141L142 196H148V197H150L149 195H150V193H152L153 192V190L152 189H154L155 190V187L153 188V186L156 184V183H160L161 185L164 183V182H166L167 180H168V178H169V176H168V173H169V171L168 170H164L165 168L164 167H161ZM175 165V164H174ZM179 165V164H178ZM181 165V164H180ZM186 165V164H185ZM195 165V164H194ZM214 165H216V163L214 164ZM255 165V164H254ZM25 166V165H24ZM133 166V165H132ZM182 166V165H181ZM205 166V165H204ZM207 166V165H206ZM211 166H213V165H211ZM217 166V165H216ZM5 167V166H4ZM13 167V166H12ZM80 167H81V165H80ZM87 167V166H86ZM91 167V166H90ZM118 167H119V165H118ZM172 167V166H171ZM173 167H175V166H173ZM191 167V166H190ZM195 167H197L196 165H195ZM218 167V166H217ZM217 167H216V169H217ZM28 168H29V166H28ZM62 168V167H61ZM89 168V167H88ZM92 168H93V166H92ZM98 168V167H97ZM125 168V167H124ZM129 168H130V166H129ZM135 168H136V165H135ZM143 168V167H142ZM163 168V169H162ZM168 168V167H167ZM169 168H170V166H169ZM186 168V167H185ZM199 168V167H198ZM198 168H195V169H198ZM209 168H210V166H209ZM220 167H218V169H219ZM225 168L226 167H224L223 169L225 170ZM9 169H11V168H9ZM132 169V168H131ZM134 169V168H133ZM144 169H145V166H144ZM203 169V168H202ZM201 168H199V170H198V172H201V171H203ZM207 169V168H206ZM213 169H215V168H213ZM215 169V170H216ZM223 169H221V170H223ZM5 170V169H4ZM89 170V169H88ZM98 171H99V169H97ZM105 170V169H104ZM108 170V169H107ZM145 170H147V169H145ZM188 170V169H187ZM208 170V169H207ZM207 170H205V171H207ZM230 170V172H232L231 170L232 169H229ZM255 170V169H254ZM60 171H61V169H60ZM94 171V170H93ZM125 172V170H122V172ZM126 171H127V168H126ZM130 171V170H129ZM134 171H132V172H134ZM181 171V170H180ZM189 171V170H188ZM204 171V172H205ZM218 171H220V169L218 170ZM218 171H216V173L218 172ZM228 170L226 169V172H227ZM59 172V171H58ZM110 172V171H109ZM114 172V171H113ZM112 172V173H113ZM117 172H119L118 170H117ZM209 172V171H208ZM213 172H215L214 170H213ZM212 172V173H213ZM221 172H224V171H221ZM264 172V171H263ZM47 173H48V171H47ZM62 173V172H61ZM86 173V172H85ZM116 173V172H115ZM145 173H147V174H149L148 176H147V174L145 175ZM173 173V172H172ZM196 173V172H195ZM201 173H203V172H201ZM210 173V172H209ZM235 173V172H234ZM97 174V173H96ZM98 174H100V172L98 173ZM103 174H104V172H103ZM124 174V173H123ZM127 175H128V173H126ZM130 175H132V173H129ZM192 174V173H191ZM219 173H217V175H218ZM226 174V173H225ZM232 174V173H231ZM1 175V174H0ZM49 175H52V174H49ZM53 175H54V173H53ZM88 175H89V173H88ZM119 175V174H118ZM136 175V174H135ZM134 175V176H135ZM204 175V174H203ZM221 175H223V174H221ZM236 175V174H235ZM234 175V176H235ZM114 176V175H113ZM137 176H136V178H137ZM215 176H216V174H215ZM233 176V175H232ZM15 177V176H14ZM115 177H116V175H115ZM121 177V176H120ZM124 177V176H123ZM219 177V176H218ZM129 178H131V177H129ZM128 178V179H129ZM135 178V177H134ZM135 178V179H136ZM220 178V177H219ZM3 179V178H2ZM99 179H101V178H99ZM177 179V178H176ZM179 179V178H178ZM21 180V179H20ZM115 180H118V179H115ZM124 180H125V178H124ZM131 180H133V179H131ZM170 180V179H169ZM175 180V179H174ZM203 180V179H202ZM101 181H103L104 182V184H105V182L107 183V181L108 180H105L104 178L103 179H101L100 180V182ZM130 181V180H129ZM128 181V182H129ZM242 181V180H241ZM22 182V181H21ZM99 182V181H98ZM99 182V183H100ZM103 182H102V184H103ZM110 182V181H109ZM116 182V181H115ZM179 182V181H178ZM243 182V181H242ZM249 182V181H248ZM250 182H253V181H250ZM132 183V182H131ZM245 183H247L246 181H245ZM9 184V183H8ZM14 184V183H13ZM103 184V185H104ZM109 184V183H108ZM159 184V185H160ZM187 184V183H186ZM253 184V183H252ZM17 185V184H16ZM113 185V184H112ZM191 185V184H190ZM248 185V184H247ZM254 185V184H253ZM2 186V185H1ZM5 186V185H4ZM14 186V185H13ZM155 186H158V184L157 185H155ZM177 186V185H176ZM188 186V185H187ZM242 186V185H241ZM245 186V185H244ZM248 186H251V185H248ZM111 187V186H110ZM132 187V186H131ZM130 187V188H131ZM189 187V186H188ZM196 187H198V186H196ZM1 188V187H0ZM15 188V187H14ZM191 188V187H190ZM242 188V187H241ZM81 189V188H80ZM97 189V188H96ZM180 189H183L182 187L180 188ZM184 189H185V187H184ZM189 189V188H188ZM254 188H253V186H252V188L250 189V188H247V190H244V191H246L245 192V195H243L244 197H242V200H241V202H240V204H239V206H244V208H245V206L246 207H248L249 205H252V207H254L256 204L258 205V204H260V202L262 201V199H261V197H260V195L261 194H259L258 195V193L256 192V191H254L253 190ZM74 190H75V188H74ZM95 190V189H94ZM136 190V189H135ZM175 190V189H174ZM192 190V189H191ZM194 190V189H193ZM81 191V190H80ZM156 191V190H155ZM154 191V192H155ZM180 191V190H179ZM182 191V190H181ZM181 191H180V193H181ZM189 191V190H188ZM196 191V190H195ZM12 192V191H11ZM77 192V191H76ZM185 192H187V190L185 189ZM194 192V191H193ZM74 193V192H73ZM175 193V192H174ZM191 193V192H190ZM204 193V192H203ZM155 194H157L156 192H155ZM155 194H153V195H155ZM179 194V193H178ZM186 194V193H185ZM188 194V193H187ZM201 194V193H200ZM83 195H85V194H83ZM83 195H82V193L80 192V193H77V195H76V198H78V200L79 201H83L84 199H83ZM171 195V194H170ZM184 195V194H183ZM183 195H181V196H183ZM191 194H189L188 196H190ZM194 195V194H193ZM198 195V194H197ZM74 196H75V193H74ZM164 196V195H163ZM162 195H160V194H157L156 195V197H154L155 199V202H156V204L158 205V206H160L161 207V209H163V210H166L167 209V206H168V202L171 200H167L165 197H163ZM180 196V195H179ZM179 196H178V198H179ZM204 196V195H203ZM207 196V195H206ZM211 197H212V195H210ZM152 197V196H151ZM197 197V196H196ZM199 197V196H198ZM215 197V196H214ZM220 197V196H219ZM260 197V198H259ZM175 198V200H176V198L177 197H174ZM190 197H188V200H190L189 199ZM193 198H194V196H193ZM192 198V199H193ZM199 198H202V196L201 197H199ZM206 198V197H205ZM215 198H218V194H217V196L215 197ZM222 199L224 198V197H221ZM221 198L220 199H215V203L217 202V205H218V208H219V211H218V215H216V220H221V218L222 217H224V216H226L227 217V221H229L230 219L231 220H235V219H237L235 216H237L236 214H237V210H238V208H237V206H236V200H235V198H233L234 199V201L235 202H232V200L231 201H229V197H228V199H227V201H229V202H227V201H225V202H222L221 201ZM232 198V197H231ZM230 198V199H231ZM86 199V198H85ZM88 199V198H87ZM102 198H100V200H101ZM141 199V198H140ZM181 199V198H180ZM180 199H179V202H180ZM225 199V198H224ZM260 199H261V201H260ZM99 200V199H98ZM97 201L96 200V207H95V209H98V210H103V211H105L106 209V211H108V210H111L112 208V210H115V211H119V212H122V213H124V215H126L127 216V214H134L133 216H130V217H132L131 218V220L132 221H135L134 223H136L137 225H139L140 227L141 226H145V227H150V229H149V231H152L151 233L152 234H154V236L156 237V235L158 234V232L160 231L159 229L160 228H158V226L159 225H157L158 223H156V221H157V219H154V218H150V217H152V216H150V214H149V221H148V219H147V221H145L146 219L144 218L145 216V214H142L141 212H139L138 211V209H139V207H138V209L137 210H135V213H134V210H131V211H133V213H127L126 214V212L127 211H129L130 212V210H128V208H127V210L125 209L126 208V206L125 205H123V204H120V205H122V208L121 207H119V204H117V203H113V205L111 206V209H109L108 208V206H110L111 204H109L107 201H106V204L104 205L103 203H100V202H102V201ZM103 200V199H102ZM144 200V199H143ZM174 200V201H175ZM197 200H198V198H197ZM209 200V199H208ZM211 200V199H210ZM213 200V199H212ZM211 200V201H212ZM218 200V201H217ZM181 201H183V199L181 200ZM192 201V200H191ZM200 201V200H199ZM202 201H204L203 199H202ZM224 201V200H223ZM238 201V200H237ZM15 202V201H14ZM97 202L98 203H100V204H97ZM105 202V201H104ZM177 202V201H176ZM178 202V203H179ZM205 202V201H204ZM203 202V204H205ZM95 203V202H94ZM177 203V204H178ZM185 203H186V201H185ZM184 203V204H185ZM195 202H193L192 204H194ZM196 203H197V201H196ZM199 203H201V202H199ZM229 203V204H228ZM15 204V203H14ZM91 204V203H90ZM154 204V203H153ZM179 204H181V203H179ZM178 204V205H179ZM189 204H190V206L189 207H192V205H191V203H190V201H189ZM202 204V205H203ZM253 204H255V205H253ZM19 204H17V206H18ZM87 205V204H86ZM94 205V204H93ZM170 205V204H169ZM183 205V204H182ZM182 205H181V207H182ZM185 205H188V204H185ZM184 205V206H185ZM196 205V204H195ZM194 205V206H195ZM197 205H198V203H197ZM9 206V205H8ZM125 206V208L123 209V207ZM153 206V205H152ZM155 206V205H154ZM158 206H156V207H158ZM173 206V205H172ZM200 206H201V204H200ZM199 205H198V207H199V209L201 208ZM23 207V206H22ZM53 207V206H52ZM127 207H129V206H127ZM134 208L136 207V206H133ZM178 207V206H177ZM180 207V206H179ZM188 207V206H187ZM202 207H204V206H202ZM207 207V206H206ZM209 207V206H208ZM207 207V208H208ZM225 207V208H224ZM9 208V207H8ZM19 208V207H18ZM182 208H184V207H182ZM186 208V207H185ZM185 208H184V210H185ZM194 208H196V207H194ZM250 209H251V206L249 207ZM255 208H258V206L257 207H255ZM5 209V208H4ZM54 209V208H53ZM93 209V208H92ZM130 209V208H129ZM133 209V208H132ZM189 209V208H188ZM192 209V208H191ZM196 209H198V208H196ZM7 210V209H6ZM15 210H16V207H15ZM97 210V211H98ZM190 210V209H189ZM252 210H254L253 208H252ZM9 211V210H8ZM105 211V212H106ZM192 211H193V209H192ZM251 211V210H250ZM1 212V211H0ZM3 212V211H2ZM164 212V211H163ZM186 212V211H185ZM190 212V211H189ZM259 212V211H258ZM57 213V212H56ZM59 213V212H58ZM116 213V212H115ZM251 214H248L249 216L251 215V217L253 218L254 217V219L256 220V218H255V213H254V211H253V213H252V211L250 212ZM262 213V212H261ZM6 214V213H5ZM15 214V213H14ZM21 214V213H20ZM60 214H61V212H60ZM118 214V213H117ZM158 214V213H157ZM187 213H185V215H186ZM24 215V214H23ZM35 215V214H34ZM65 215H67V214H65ZM123 215V214H122ZM159 215V214H158ZM3 216H4V214H3ZM7 216V215H6ZM5 216V217H6ZM17 216H20V215H17ZM29 216V215H28ZM42 216V215H41ZM64 216V215H63ZM71 216V215H70ZM121 215H119V217H120ZM125 216V217H126ZM32 217H33V215H32ZM31 217V218H32ZM57 217V216H56ZM66 217V216H65ZM130 217H129V215H128V217H126V219H130ZM249 218V219H251L252 220V218ZM257 217V216H256ZM20 218V217H19ZM41 218V217H40ZM40 218H38L39 220H40ZM46 218V217H45ZM58 218V217H57ZM121 218H122V216H121ZM123 218H124V216H123ZM243 218V217H242ZM241 218V219H242ZM17 219V218H16ZM24 219V218H23ZM33 219H34V222H32L33 223V226H34V223H35V218L33 217ZM53 219V218H52ZM72 219V218H71ZM14 219L12 218V221H13ZM29 220V219H28ZM60 220H61V218H60ZM124 220H125V218H124ZM244 220V219H243ZM8 221V220H7ZM20 221V220H19ZM25 221H26V219H25ZM57 221H58V219H57ZM66 221H67V219H66ZM123 220L121 219L120 220V222H122ZM126 221V220H125ZM124 221V222H125ZM253 221V220H252ZM257 221V220H256ZM256 221H255V224H256ZM259 221V220H258ZM260 221H261V219H260ZM9 222H11V221H9ZM24 222V221H23ZM47 222V221H46ZM235 222V221H234ZM12 223V222H11ZM26 223V222H25ZM43 223V222H42ZM60 223V222H59ZM65 224H66V222H64ZM71 223V222H70ZM72 223H73V221H72ZM16 224V223H15ZM41 224V223H40ZM44 224V223H43ZM49 224V223H48ZM55 224V223H54ZM129 224H130V221H129ZM260 224H262V223H257L256 224V227H258ZM3 225V224H2ZM47 225V224H46ZM58 225V224H57ZM60 225H61V223H60ZM67 225V224H66ZM66 225H65V227H66ZM70 225V224H69ZM73 225V224H72ZM77 225V224H76ZM131 225H132V223H131ZM230 225V224H229ZM1 226V225H0ZM32 226V227H33ZM59 226V225H58ZM63 226H64V224H63ZM74 226H75V224H74ZM9 227V226H8ZM17 227V226H16ZM26 227H28V226H26ZM35 227V226H34ZM134 227V226H133ZM132 227V228H133ZM139 227V228H140ZM231 227V226H230ZM13 228V227H12ZM15 228V227H14ZM31 228V227H30ZM42 228H43V226H42ZM64 228V227H63ZM66 228H69V227H66ZM74 228V227H73ZM72 228V229H73ZM87 228H90V227H87ZM142 228V227H141ZM254 227H252V229H253ZM259 228V227H258ZM257 228V229H258ZM7 229V228H6ZM29 229V228H28ZM45 229V228H44ZM71 229V228H70ZM69 229V230H70ZM71 229V230H72ZM85 229V228H84ZM83 229V230H84ZM260 229V228H259ZM17 230V229H16ZM27 230V229H26ZM25 230V231H26ZM35 230V229H34ZM33 230V231H34ZM41 229H39V231H40ZM65 230V229H64ZM64 230H62V231H64ZM75 230V228L73 229V232L76 234V235H81V237L83 236H85L84 234V232H83V230H80V231H74ZM86 230V229H85ZM142 230V229H141ZM146 230V229H145ZM162 230V229H161ZM223 230V229H222ZM232 230V229H231ZM234 230V229H233ZM32 231V230H31ZM44 231V230H43ZM92 231V230H91ZM103 231V230H102ZM254 231V230H253ZM257 231H259V230H257ZM41 232V231H40ZM114 232V231H113ZM209 231H207L206 233H208ZM213 232V231H212ZM217 232V231H216ZM36 235H38L39 233H38V231H35L34 232ZM46 233V232H45ZM101 233H104V232H101ZM101 233H100V235L98 236V235H94V236H98V237H93V238H90V237H88L87 239H86V246L84 247V248H86L85 249V258H86V263L87 264H95L96 263V260L97 259H101V258H104L106 261H109V262H112L113 260H121V261H123L125 264H131V263H133L134 262V259H133V257H132V255H131V253L128 251V249L126 248H122L121 247V243H120V245H119V242L117 241V242H115L114 243V241H112V239H111V241L113 242L112 244L111 243H107V237H104L103 235H101ZM140 233V232H139ZM143 233V232H142ZM157 233V234H156ZM200 233V232H199ZM199 233H197V235L199 234ZM205 233V232H204ZM205 233V234H206ZM213 233H215V231L213 232ZM218 233V232H217ZM226 233V232H225ZM247 233H249V232H247ZM252 233V232H251ZM9 234V233H8ZM26 234H27V232H26ZM35 234H34V236H35ZM40 234H42V233H40ZM92 234V233H91ZM90 234V235H91ZM109 234V233H108ZM107 234V235H108ZM113 234V233H112ZM118 234V233H117ZM120 234V233H119ZM118 234V235H119ZM147 234V233H146ZM151 234V235H152ZM156 234V235H155ZM160 234V233H159ZM158 234V235H159ZM186 234V233H185ZM185 234H183V236L185 235ZM191 234V233H190ZM196 234V233H195ZM201 234V235H200ZM196 238H192L191 236H194V234L193 235H185L186 237H182V235H181V237L182 238H180L179 237V239L177 240V239H174V240H171V238L168 236V238H162V237H156V238H154L153 236H151L152 238L151 239H153V242L151 243V244H149L150 246H149V249L151 250V252L153 251L154 252V249H156V246H162V247H168V246H170V247H174L176 244L178 245V243L177 242H179L181 245H182V243L183 242H191V241H193L194 242V240L196 241V242H198V244L200 243V244H202V245H204V246H207L209 249H213V248H215V246L217 245V244H219L220 245V247L222 246L220 243H219V240H217L216 238H218V237H214L215 235L213 234V237H211L210 238V236L212 235V234H208V236L207 235H204L203 233H200ZM203 234V235H202ZM224 234V233H223ZM250 234V233H249ZM262 234V233H261ZM15 235L16 234H14V237H15ZM44 235V234H43ZM106 235V234H105ZM111 235V234H110ZM109 235V236H110ZM219 235V234H218ZM226 235H228V234H226ZM248 234H246V236H247ZM253 235V234H252ZM2 236V235H1ZM10 236H12V234H9V237ZM23 236H25V235H23ZM27 236V235H26ZM40 236V235H39ZM39 236H37V237H39ZM89 236V235H88ZM120 236V235H119ZM119 236H115V237H119ZM179 236V235H178ZM177 236V237H178ZM217 236V235H216ZM255 236V235H254ZM4 237V236H3ZM12 238L13 240L14 239H16V237H17V235H16V237L15 238ZM18 237H21V236H18ZM30 237V236H29ZM45 237H46V235H45ZM60 237V236H59ZM86 237V236H85ZM149 237H150V232H149ZM167 237V236H166ZM244 235H243V239H244ZM23 238V237H22ZM25 238V237H24ZM237 238H238V236H237ZM247 238V237H246ZM250 238V237H249ZM8 239V238H7ZM18 239V238H17ZM44 239V238H43ZM107 239V240H106ZM148 239V238H147ZM151 239H149V240H151ZM172 239H173V236H172ZM240 240H241V238H239ZM239 239H238V241H239ZM257 239H258V237H257ZM10 240V239H9ZM18 240H23V241H25L24 239H21V238H19ZM34 240V239H33ZM116 240V239H115ZM222 240V239H221ZM224 240V239H223ZM252 240V239H251ZM8 241V240H7ZM17 241V240H16ZM22 241V242H23ZM28 241V240H27ZM38 241H39V238H38ZM50 241V240H49ZM72 241V239L70 240V242ZM109 241V240H108ZM217 241H218V243H217ZM247 241V240H246ZM14 242V241H13ZM32 242V241H31ZM47 242H48V240H47ZM122 242V241H121ZM10 243V242H9ZM20 243V242H19ZM43 243V242H42ZM49 243V242H48ZM47 243V244H48ZM236 243V242H235ZM21 244V243H20ZM37 244H39V243H37ZM37 244H35L36 246H37ZM44 244H46V243H44ZM173 244V246H171ZM175 244V245H174ZM184 244H186V243H184ZM196 244V243H195ZM197 244V245H198ZM240 244V243H239ZM7 245H9V244H7ZM33 245H34V243H33ZM34 245V246H35ZM72 245V244H71ZM81 245V244H80ZM83 245H84V243H83ZM180 245V246H181ZM188 245V244H187ZM247 245V244H246ZM245 245V246H246ZM21 246V245H20ZM182 246H185V245H182ZM192 246H194V245H192ZM218 246V245H217ZM231 246H232V244H231ZM241 246H243V245H241ZM244 246V247H245ZM1 247V246H0ZM10 247H11V244H10ZM24 247V246H23ZM32 247V246H31ZM177 247V246H176ZM175 247V248H176ZM202 247V246H201ZM219 246L217 247L218 249L220 248ZM249 247V246H248ZM37 248V247H36ZM78 248V247H77ZM80 248H82V247H80ZM146 248H148L147 246H146ZM158 248V247H157ZM160 248V247H159ZM203 249L205 248V247H202ZM201 248V249H202ZM208 248H207V250H208ZM216 248V249H217ZM223 248V247H222ZM251 248V247H250ZM42 249V248H41ZM45 249H46V247H45ZM48 249V248H47ZM83 249V248H82ZM161 249V248H160ZM196 249V248H195ZM253 249V248H252ZM148 250V249H147ZM157 250V249H156ZM205 250H206V248H205ZM225 250V249H224ZM246 250H248V249H246ZM249 250H251V249H249ZM248 250V251H249ZM44 251V250H43ZM47 251V250H46ZM204 251V250H203ZM212 251H214V250H212ZM220 251V250H219ZM230 251V250H229ZM236 251V250H235ZM41 252V251H40ZM152 252V253H153ZM208 252V251H207ZM211 252V251H210ZM221 252V251H220ZM228 252V251H227ZM242 252V251H241ZM246 252V251H245ZM251 252V251H250ZM71 253V252H70ZM148 253H149V251H148ZM155 253V252H154ZM247 253V252H246ZM225 254V253H224ZM233 254V253H232ZM238 254H240V253H238ZM238 254H236V255H238ZM243 254V253H242ZM0 255H2L1 253H0ZM216 255H218V254H216ZM215 255V256H216ZM220 255V254H219ZM249 255V254H248ZM12 256V255H11ZM43 256H44V254H43ZM71 257H72V255H70ZM73 256H75V255H73ZM149 256H152L151 254L149 255ZM170 256V255H169ZM222 256V255H221ZM233 256V255H232ZM240 256H242V255H238V256H236L235 258H232L231 260H228V259H226L225 257L226 256H224V259H220L219 260V262L217 263V264H239V263H237V261H238V259L240 260ZM253 256V255H252ZM255 256V255H254ZM6 257V256H5ZM234 257V256H233ZM244 257V256H243ZM247 258H248V256H246ZM3 259H4V257H2ZM8 258V257H7ZM44 258V257H43ZM70 258V257H69ZM75 258V257H74ZM154 258V257H153ZM228 258V257H227ZM245 258V257H244ZM256 258V257H255ZM217 260V259H216ZM215 260V261H216ZM214 261V260H213ZM245 261V260H244ZM255 263H256V261H254ZM81 263V262H80ZM214 263V262H213ZM247 263V262H246ZM249 263V262H248ZM247 263V264H248ZM253 263V262H252ZM10 264V263H9ZM243 264V263H242Z\"/></svg>",
    "mask_w": 264,
    "mask_h": 264
}]
</instances>
